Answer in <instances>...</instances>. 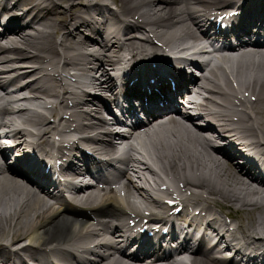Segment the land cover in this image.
Instances as JSON below:
<instances>
[{
  "label": "bare ground",
  "instance_id": "1",
  "mask_svg": "<svg viewBox=\"0 0 264 264\" xmlns=\"http://www.w3.org/2000/svg\"><path fill=\"white\" fill-rule=\"evenodd\" d=\"M122 2L123 3L119 5L120 12L125 16L132 17L134 16V13L139 14L140 17L144 16L143 14H146L149 10L153 9L152 6H156L157 8L154 9V15L158 18L154 20H148L145 18L146 23H151L150 28L152 31L157 29H155V21L165 19L168 24H172L175 21V11L167 6L166 0H159L153 5L150 4L151 0H122ZM90 3L92 4L89 5ZM20 4L21 0H18L16 5ZM70 4L69 9L58 11L57 14L54 13L56 14V18L60 19V24L57 26L48 20H36L39 26L31 31L24 29V26L27 25L26 22L19 23L18 26L8 27V29L12 28L16 30H12L13 34L7 36L9 38L7 41L9 44L2 43V38L0 37V64L6 62L9 58V56L6 55L8 54L6 51H14L20 48L30 50V46L36 51L31 57L39 58L40 55L38 52H42V49L45 47L48 48L51 41L54 40L53 37V40L52 38H49L52 36L50 29L53 28L54 25L60 29L59 34L61 43L63 45H67L64 50L67 55L71 56L72 65L76 67L77 70L82 69L83 71H88L90 75L88 74L87 76L90 77H94V72L99 71V69L104 72V65L107 62L116 61L115 56L120 47L119 44L103 40L102 38H98L96 40H91L82 36L78 39L70 38V36L78 34L77 31L79 26L88 27L92 24L91 13L95 12L92 8L95 7V9L97 8L98 10H102V7L98 6V4H100V0H70ZM210 6L211 4L204 5V10ZM129 26L130 29L138 28V26ZM55 33L56 32H53V34ZM166 33H170V31H166ZM171 33H173V31H171ZM184 33L185 28L178 33L172 34L171 37L166 36V42L173 44L175 38H178ZM125 45H132L133 48H138V41L135 37L129 36ZM11 46L12 50H7V48ZM106 50L107 52H104ZM23 56L27 57L29 56V53L26 51ZM222 60L229 62L233 67H235V69H237L234 71L238 73L240 78H242L240 80L242 86H245L247 89L255 92L259 96L261 104L258 106H254V104H252L250 108L253 114L248 115L258 120L260 124L264 123V49H259L258 52L254 53L242 52L239 55L227 54L222 57ZM77 65L80 68L77 67ZM83 65H86V67ZM248 69H250L251 72H255L256 78L254 80H251L252 76H250V81L244 80L245 73ZM1 78L0 88H3L6 96H9V99L11 100V108L15 105L19 107L17 116L13 117L11 121L21 120V118H24L25 114L23 112L24 107L22 104L23 101L27 100L25 98L26 95H23L21 88L13 81L6 83L7 78ZM30 82L31 81H28L25 86L31 93V99H33L32 101L30 100V102L36 103L38 101V94L34 92L36 89V83ZM80 82L82 86H85V81H82V76L80 78ZM88 84L90 89L94 91L97 89H106L105 85L97 78H90ZM10 86H16V91H9L8 88ZM13 93H15V95H12ZM92 100L93 99L91 97H88L87 99L79 100L77 104L80 105V107L89 109L90 112L95 109L98 110L92 106ZM81 117L87 118V123H90L89 120L93 119L88 116L87 113H82ZM99 119L104 121L102 118ZM100 120H98V123H94V125L97 126L100 124ZM80 127L82 129L93 128V124L86 126L84 123H81ZM198 139L202 144H205L204 147L208 146V141L205 138L199 136ZM167 150V154L171 155L170 157L161 160L160 157L164 154L159 153V155L157 154L155 156V161H158L163 167L162 170L166 169V165L177 171L180 170V166L185 168L191 167L190 171L193 170L194 174H190V179L185 178V181L189 185H193L195 188L198 187V189H200L202 187L207 191H211L206 194V198L203 195L205 193L200 190L197 192L194 191V194L197 197L201 199L204 198L202 201L210 199L211 201L221 200L230 202L247 214L250 227L244 230V239H248L247 237L254 239V233L257 235L259 234V231H264V179L258 178L255 174H253V172L249 169V165H243L238 162L234 165V169L229 167L226 169L224 164L221 162L217 163V161L214 160L211 153L203 156L199 155L197 150L193 148H184L182 146H169ZM210 155L211 159L207 160V156L210 157ZM172 160L173 162L181 161L182 163L178 165L173 163ZM185 171H183V173ZM183 173L178 172V174ZM193 177H195V179H193ZM26 182L9 176H5L0 179V207L10 203L17 205L12 207L9 212L4 211V213L0 216V237L10 233L11 239L7 240L8 242L6 243L15 244L13 248H18L17 252L30 253L34 246L38 243H45L54 237L59 236L60 238H63L65 234H72L74 232V225L63 215L56 216L54 221L48 219L47 210L50 208V204L44 203V197L39 194L36 188L32 187L30 184L28 185V182ZM25 192L27 193L25 194ZM248 193L254 195V197L251 198L252 200H247ZM40 204H42L41 207H39ZM203 205L205 208H209L210 206L209 203H205ZM40 209H42V211ZM117 210L121 212L119 208H117ZM254 211L256 213H254ZM251 216L254 217L250 218ZM34 227H36V229H34V232L28 236V231ZM244 227V225L241 226V228ZM228 245L229 244H227V246ZM245 245H248V243L246 242ZM1 252L2 249H0V253ZM236 253L237 250L235 251L234 257L229 258V260L224 258H212V252L205 250L203 251L204 255L197 256V260L192 261V263L207 264V261H209L212 264H240Z\"/></svg>",
  "mask_w": 264,
  "mask_h": 264
}]
</instances>
